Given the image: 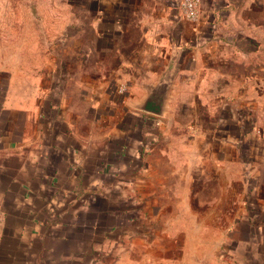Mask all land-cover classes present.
Here are the masks:
<instances>
[{
  "label": "crops",
  "instance_id": "0c3cea01",
  "mask_svg": "<svg viewBox=\"0 0 264 264\" xmlns=\"http://www.w3.org/2000/svg\"><path fill=\"white\" fill-rule=\"evenodd\" d=\"M198 1L104 0L0 83V264H264V0Z\"/></svg>",
  "mask_w": 264,
  "mask_h": 264
},
{
  "label": "rangeland",
  "instance_id": "374dc122",
  "mask_svg": "<svg viewBox=\"0 0 264 264\" xmlns=\"http://www.w3.org/2000/svg\"><path fill=\"white\" fill-rule=\"evenodd\" d=\"M104 3L0 0V83L20 77V72L47 81L51 63L64 64L65 49L73 42L66 41L70 32L86 31L92 16L103 15Z\"/></svg>",
  "mask_w": 264,
  "mask_h": 264
},
{
  "label": "water",
  "instance_id": "95a60500",
  "mask_svg": "<svg viewBox=\"0 0 264 264\" xmlns=\"http://www.w3.org/2000/svg\"><path fill=\"white\" fill-rule=\"evenodd\" d=\"M167 90V83H159L153 87L140 105V109L154 115H162L166 106Z\"/></svg>",
  "mask_w": 264,
  "mask_h": 264
},
{
  "label": "built area",
  "instance_id": "2783aa9c",
  "mask_svg": "<svg viewBox=\"0 0 264 264\" xmlns=\"http://www.w3.org/2000/svg\"><path fill=\"white\" fill-rule=\"evenodd\" d=\"M198 2V0H182L181 7L189 19L195 20L197 18Z\"/></svg>",
  "mask_w": 264,
  "mask_h": 264
}]
</instances>
